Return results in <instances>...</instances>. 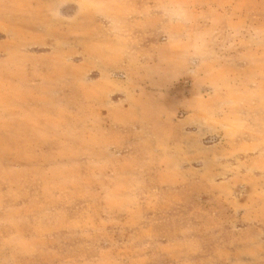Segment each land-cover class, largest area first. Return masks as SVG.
Returning <instances> with one entry per match:
<instances>
[{
    "label": "rangeland",
    "instance_id": "obj_1",
    "mask_svg": "<svg viewBox=\"0 0 264 264\" xmlns=\"http://www.w3.org/2000/svg\"><path fill=\"white\" fill-rule=\"evenodd\" d=\"M1 37L105 78L0 113V264H264V0H0Z\"/></svg>",
    "mask_w": 264,
    "mask_h": 264
},
{
    "label": "crops",
    "instance_id": "obj_2",
    "mask_svg": "<svg viewBox=\"0 0 264 264\" xmlns=\"http://www.w3.org/2000/svg\"><path fill=\"white\" fill-rule=\"evenodd\" d=\"M6 39L7 37L5 39L1 37L0 42L6 41ZM63 57L62 52L45 51L31 54L9 49L2 50L0 52V113L4 114L5 117H8V114L22 113L24 107H21L22 103L19 100L22 96L19 92L22 90L32 91L31 94H33L38 85L51 87L63 83L71 87L81 80L83 81L81 83L83 94H86L93 87V83L104 80L103 73L95 81L86 78L88 72L94 68L90 60L74 63L77 66H73L67 64L66 59L62 61ZM57 59L65 62V69H59L52 64ZM27 94L29 93L27 92ZM5 98L8 100L4 101ZM14 99L18 100L16 102L18 106L15 105ZM4 122L7 124L5 120ZM5 127L7 137H11L13 131L10 129L13 130V125H6Z\"/></svg>",
    "mask_w": 264,
    "mask_h": 264
}]
</instances>
